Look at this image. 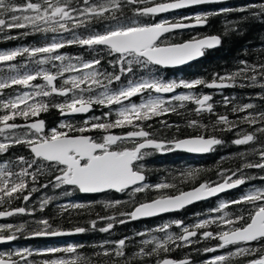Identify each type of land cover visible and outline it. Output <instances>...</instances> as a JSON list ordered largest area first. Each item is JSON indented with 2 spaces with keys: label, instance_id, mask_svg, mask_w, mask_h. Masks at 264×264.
Returning <instances> with one entry per match:
<instances>
[{
  "label": "snow or ice",
  "instance_id": "obj_1",
  "mask_svg": "<svg viewBox=\"0 0 264 264\" xmlns=\"http://www.w3.org/2000/svg\"><path fill=\"white\" fill-rule=\"evenodd\" d=\"M223 2L224 0H0V40L30 35L45 38L44 43L0 50V72L6 69L10 73L0 75V137L3 138L0 141V156L19 145L28 148L31 154L30 158L21 155L15 160L10 158L6 163L0 164V218L34 215L35 209L30 210L27 202L39 188L30 187L29 178L31 184L35 185L38 177L46 171L54 179L48 184L40 185L42 188L49 185L56 189L70 186L82 194L114 191L129 195L128 201L110 200L103 204L104 209L131 205V211L119 213L120 219L114 215H98L97 219L89 222L91 230H97L98 223L105 221V226L98 228L102 233L110 232L116 223L125 224L140 218L179 211L195 202L236 189L255 178L244 175L247 169L264 172V142H261L259 147L238 153L243 160L240 166L235 169L219 168L216 172L218 179L215 181L206 179L199 182L202 171L199 168L181 172L183 179L198 181L188 191L169 194L165 190L175 189V183L149 185L146 182V164L143 161L147 157L174 151L205 154L225 143L215 135L204 133L185 138H157L154 132L148 130L152 128L150 121L169 113L179 114L177 109L183 108L186 103L196 105L193 111L197 115L203 112L214 113L211 102L213 97L210 94H195L191 91L198 86L215 89L258 86L264 90V62L250 64L241 60V67L223 75L215 74L210 82L203 78L166 80L151 73L152 66L184 65L202 57L205 50L222 43L220 35H206L192 37L183 43L161 46L160 40L164 34L178 29L206 26L211 17L231 12L247 14L242 20L264 21V0L237 8L195 13L171 21L165 19L159 22H140L139 18ZM127 12H131V17ZM242 20L230 23L238 25ZM96 25L103 30H95ZM79 29L84 31L80 32ZM12 30L22 31L14 36L10 34ZM49 33L53 34L50 39ZM64 34L68 36L65 37ZM68 46L87 48L94 55L91 59H84L82 56L62 54L60 50ZM105 57H110L107 63L113 68L118 66L119 70L110 72L103 69L102 61ZM18 58H23L24 62H17ZM28 64L36 67L32 71H21L27 69ZM45 65H51V68H46ZM138 69L147 71L149 75L137 77ZM123 78H127L126 83ZM38 80L43 83H36ZM179 88L189 91L174 94L167 99L164 97V94L175 93ZM9 89L13 90V94L4 98ZM53 96L64 99L61 102L46 99ZM137 96L141 97L140 103L132 102V98ZM258 98L264 100V95H259ZM234 99L225 97L223 103L227 107ZM97 106L108 108L109 111L102 116H90L78 125L62 121L58 127L45 131V121L38 119L41 113L48 112L50 108H56L62 116H66L86 114ZM256 107L253 103H244L234 105L231 111L241 113ZM112 115L115 119L111 118ZM18 118L25 123H17ZM159 123L164 129L175 127L177 132L180 131V125H171L164 120ZM239 124L264 125V110L255 114L249 112L238 121H231L227 115L217 114L211 127L213 131L231 132ZM221 125L223 127H219ZM187 127L207 131L209 126L193 119L187 122ZM126 128L131 130L121 134L112 132L113 129ZM94 131L100 133L99 137L89 134ZM236 135L232 144L249 145L264 137V126L256 128L254 132H237ZM249 155L259 158L249 160ZM14 164L20 165L19 171L13 170ZM33 168L35 170L31 171ZM259 179L264 180V176ZM149 189L156 191L158 195L137 203L136 194ZM64 195H72V192L66 191ZM18 199L25 202L24 206L11 207L13 201ZM53 199L54 197H44L40 201L39 210L44 211ZM232 205H247L251 210L247 216H232L225 211ZM89 206L69 202L58 207L63 215L70 209ZM209 211L215 215L210 214L208 218L198 220L191 226L185 225L182 220H174L147 232L135 233L136 236L150 238L140 240L138 251L131 255L126 249L133 237L126 236L117 241L106 240L93 245L99 251L92 256L82 252L84 245L69 244L65 247H49L35 253L28 248L0 253V264H133L146 257H155V264H195L190 256L177 260L161 254L209 240L218 243L196 251H225L212 255L202 264H235L240 258H244L245 264H264V188H252L236 199L221 201L218 207ZM34 223L37 227L30 230V237L69 236L89 231V228L82 226L68 231L61 230L53 227L48 218L37 219ZM173 225L180 230L178 234L169 231ZM213 225L215 230H210ZM25 229L24 223L0 225V243L16 240L17 234L24 233ZM154 232L164 235L157 237ZM34 254L46 258L39 262L29 259ZM13 256L18 259H13Z\"/></svg>",
  "mask_w": 264,
  "mask_h": 264
},
{
  "label": "trees",
  "instance_id": "obj_2",
  "mask_svg": "<svg viewBox=\"0 0 264 264\" xmlns=\"http://www.w3.org/2000/svg\"><path fill=\"white\" fill-rule=\"evenodd\" d=\"M261 0H241L237 2H233L230 4H222V5H214V6H206L200 7L192 10H186L182 12H177L170 15H165L159 18L152 17H142L139 18L140 22H159L161 20H175L182 16H190L195 13H203L209 12L212 10L220 9V8H237L239 6H243L249 3H259ZM243 4V5H242ZM206 9V10H205ZM208 10V11H207ZM131 17V12L127 14ZM245 13L239 12H231L223 15L213 16L208 21L204 30L198 33H179L168 36L164 44L168 45L171 43H183L188 41L192 37L195 36H206V35H220L222 38L221 46L218 50L213 52H206L204 54L203 59L193 64L189 67L179 69V70H171L164 71L159 68L152 66L151 73L159 75L161 78L166 80H194L197 78H203L206 81H211L215 74H225L227 72H231L236 70L238 67H241L240 61H247L250 64H257L264 62V21L260 19H247L242 20ZM238 25L232 24L230 22L241 21ZM190 22V21H185ZM232 28H238V31L231 30ZM95 30L102 31L103 29L99 26H95ZM19 31L22 30H12L11 35H17ZM78 31L83 32V29H79ZM52 35L48 34V38L50 39ZM65 37L68 34H64ZM45 38L41 35H30L27 37H21L19 39L13 40H0V50L3 49H12L18 46H32L33 44L44 43ZM63 54L69 56H82L84 59H91L93 54L89 53L87 48H81L79 46H68L64 49H61ZM110 57H105L102 61L103 69L107 71H118V66L113 68L111 65L107 63ZM19 63H23V58H18ZM59 64V62H56ZM36 65L28 64L27 69H21V71L28 70L32 71ZM46 68H51V65H45ZM54 70V69H53ZM5 69L3 72H0V75H9ZM75 75L76 73H72ZM68 75V74H66ZM140 75L147 76L149 73L147 71H136V76ZM126 83L127 78H123ZM36 83H43L42 80L36 81ZM118 86V85H114ZM18 91H23L24 89H17ZM185 93L189 90L179 88L176 92ZM195 94H210L213 99L212 103L214 106V113L207 114L206 112L197 115L193 109L196 105L192 103H186L183 108H178L177 113H169L165 116H161L158 118H154L149 123L152 124V128L148 129L155 133L157 138H167L171 139L173 136H178L179 138H185L190 135H196L198 133H204L205 135H215L217 138L222 139L225 143L216 147L215 151L210 153L205 157H194L189 156L182 153L170 152V153H156L150 157H147L143 163L146 164V180L149 185H155L160 182H168L175 183L177 187L175 189H167L165 190L169 194H178L179 191H187L194 187L198 181L196 180H185L181 177V172L188 170L189 168H199L202 169L199 177V182H203V180L211 179L213 181L217 180L218 177L216 172L219 168L224 169H235L243 163V160L238 156V153L245 152L247 149L253 148L254 142H252L249 146H236L232 144V140L237 138V135L234 136L233 133L237 132H253L252 130H256V128L264 126L257 124L255 126H249L248 124H239L237 128L233 129L231 132L227 131H213L211 125L216 119L217 114L227 115L229 120L238 121L241 117L247 115L249 112L255 114L258 111L264 110V100L259 99V95H264V90L260 87H230L224 92L216 93L212 90L207 89L204 86H198L197 88L191 90ZM237 92V93H236ZM13 94V90H6V95L4 98H7V95ZM234 94V95H233ZM235 98L232 103H230L227 107L224 105V98ZM53 102H61L64 97L53 96L50 98ZM138 98L132 100V102L136 103ZM178 104L179 102H173ZM244 103H253L257 107L254 109H250L247 112L241 113H233L231 108L234 105H240ZM225 108V109H224ZM109 111L108 108L97 106L93 110L92 116H102V114L107 113ZM49 114V115H48ZM42 118H41V117ZM38 119L46 120L47 127L50 128L58 127L59 124L63 121L66 123H72L74 125H78L82 123L84 118H60L58 110L56 108H50L48 112H43L40 114ZM112 119H115V116L112 115ZM37 119V118H35ZM197 120L202 124L208 125L207 131L200 128H190L187 127V122L189 120ZM160 120H164L171 125H180V131L177 132L175 127L171 129H164L162 125L159 123ZM21 123V122H20ZM219 127H223L222 125ZM65 131L67 129H64ZM131 129H113L112 132L114 134H121L122 132H126ZM163 134L165 136H160L159 134ZM91 135H97L99 132H91ZM99 137V136H96ZM262 142H264V137H262ZM256 142V141H255ZM130 146V145H121ZM260 145H258L259 147ZM14 151L17 156H25L26 158H30L31 154L28 148L23 145L12 147L8 153H5L4 157H7L8 160L11 158L15 160ZM259 157L255 155H249L247 159L249 160H257ZM7 160V161H8ZM19 164L13 165L14 171H19ZM35 168L31 169L34 171ZM210 170V171H209ZM245 176L255 177L254 179L248 180L239 190L230 192L223 196L218 201H210L204 204H199L193 206L192 208L184 211L181 214L173 216L176 220H182L185 225L191 226L195 224L198 220L208 218L211 214L209 210L218 207L221 201H230L238 198L244 192L260 187L264 188V180L259 179V177L264 176V172L259 169H247L244 172ZM54 176L47 171L44 175L38 177V183L35 185L31 184V180L29 178L30 187H37L39 191L32 193V196L29 200V204L32 203L31 209H35L34 215H16L13 217L14 224L19 225L24 223L26 225V229L24 233H18V238L9 245V248L4 253H12L15 250L28 248L33 250L35 253L38 250H43L49 247H65L69 244H82L85 247L82 249V252L92 256L93 253L99 251L98 248L92 247L93 245L101 244L103 241H117L124 237H133L130 240L129 247L126 249L129 255L133 252L138 251L140 244L139 241L142 239H146L147 236H136L137 232H147L151 228H157L158 226L164 223H170L169 221H165V219H155L150 222H138V223H125L119 224L116 223L114 228L108 233H102L98 231L99 227L105 226V221H100L97 225V230H91L89 222L93 219H97V216L104 215H114L117 219H120L119 213L121 211H131V205L123 204L117 208L104 209L103 204L106 201L110 200H121L128 201L130 199L127 193H121V195H116L113 193H107L101 196H82L76 190L71 188H67L66 186L56 189L49 185L47 188H42L40 185L48 184L50 180H53ZM72 192V195L66 196L64 192ZM25 195L27 192L24 193ZM158 193L152 189L146 190L142 193H137L135 196V201L143 202L145 200H150L155 198ZM44 197H54V199L45 207L44 211L39 210L40 201ZM69 202H79L84 203L86 205H90L89 207H85L83 209H70L68 212L63 215L60 214L59 205L67 204ZM24 206V201L22 199L14 200L11 207ZM7 207V206H6ZM250 206L247 205H232L229 208L225 209L229 213V215L235 216L239 214H243L247 216L248 211H250ZM215 215V214H211ZM40 218H48L50 223H52L53 227L59 228L61 230H72L76 226H82L85 228H89V231L83 234H74L69 236H59V237H30L29 232L31 229L37 227L34 223L35 220ZM171 219V218H170ZM169 219V220H170ZM211 229H215V225L211 226ZM210 229V230H211ZM169 231L173 233H179L178 229L173 225ZM164 234H160L162 237ZM97 241V242H96ZM218 243L217 241H203L199 244L191 245L186 248H180L171 253L164 254L161 256L167 255L173 259H182L186 256H190V259L195 262V264H202L203 261L210 258L214 254L218 253H203L197 252L196 249H202L205 246H215ZM111 247V245L109 246ZM224 250L222 251V253ZM46 257L33 255L29 257V259H34L39 262L41 259ZM13 259H18L13 256ZM155 257L152 258H144V260L134 261L133 264H155ZM235 264H245L244 258H240L239 261L235 262Z\"/></svg>",
  "mask_w": 264,
  "mask_h": 264
},
{
  "label": "water",
  "instance_id": "obj_3",
  "mask_svg": "<svg viewBox=\"0 0 264 264\" xmlns=\"http://www.w3.org/2000/svg\"><path fill=\"white\" fill-rule=\"evenodd\" d=\"M233 1H239V0H224L223 3H219V4H209V5H198V6H192V7H188V8H184V9H179V10H174V11L167 12V13L158 14V15L155 16V17H161V16H164V15L173 14V13H176V12H179V11L190 10V9H193V8H198V7H203V6L227 4V3H231V2H233ZM192 23H195V22H192ZM203 28H205V26H196V27H191V28H187V29H178V30H175L174 32L164 34V35L161 37V40H162L164 37H166V36H168V35H171V34H176V33H181V32H187V31H193V30H202ZM220 45H221V44H220ZM220 45L217 46V47H215V48H212V49H207V50H205V51H208V52L216 51V50L219 49ZM202 58H203V56H202V57H198L197 59H194V60L188 62L187 64L179 65V66H175V67H159V66H155V67L160 68V69L165 70V71H166V70H167V71H170V70H176V69H180V68H184V67H188V66H190V65H193V64L199 62ZM229 88H230V87H229ZM208 89H209V90H213V91L218 92V91H225V90H227L228 88H222V89L208 88ZM172 94H173V93L164 94V97L171 96ZM133 98H135V97H133ZM90 113H91V111H90L89 113H86V114L66 115V116H62V117H63V118L86 117V116L89 115ZM176 152H178V153H183V154L190 155V156H198V157H199V156H206V155L209 154V153H205V154L187 153V152H184V151H176ZM67 187H70V186H67ZM239 188H240V186H239L238 188H236V189H231V190H228V191H226V192H224V193H220V194H218V195L215 196V197H211V198H208V199L203 200V201L195 202V203H193V204H191V205L186 206L184 209L190 208V207H192V206H194V205H198V204H200V203L208 202V201H210V200H212V199H216V198H218V197H220V196H222V195H225L226 193H228V192H230V191H234V190H237V189H239ZM77 191H78V190H77ZM187 191H188V190H187ZM112 193L120 194V193H116V192H114V191H113ZM80 194L83 195V196H98V195H102V194H104V193H102V194H82V193H80ZM184 209H181V210H179V211L169 212V213H163V214H160V215L155 216V217L140 218V219H137V220H135V221H130V222H140V221H146V220H150V219H155V218H159V217H163V216H167V215H171V214L179 213V212L183 211ZM6 218H8V217L0 218V221H1V220H4V219H6ZM10 242H12V241H9V242H6V243H0V245H4V244L10 243Z\"/></svg>",
  "mask_w": 264,
  "mask_h": 264
},
{
  "label": "flooded vegetation",
  "instance_id": "obj_4",
  "mask_svg": "<svg viewBox=\"0 0 264 264\" xmlns=\"http://www.w3.org/2000/svg\"><path fill=\"white\" fill-rule=\"evenodd\" d=\"M129 12H127V14H128ZM202 30H204V29H202ZM202 30H194V31H191V33H198V32H200V31H202ZM50 35H53V34H51L50 33ZM61 51V50H60ZM62 53V52H61ZM63 54V53H62ZM127 103V102H126ZM58 113H59V117L61 116V114H60V112L58 111ZM207 114H209L208 112H206ZM49 115V114H48ZM41 117V116H40ZM42 118V117H41ZM61 118V117H60ZM33 119H35V118H33ZM44 120V119H43ZM21 122V124H23V123H25V121L23 120V119H21V118H18L17 119V123H20ZM51 128H50V126L49 127H47V125H46V120H45V131H48V130H50ZM19 131V130H18ZM91 135V134H90ZM100 135V133L99 134H97V135H93V136H99ZM160 136H165L164 134H163V132H162V134H159ZM3 140V138L2 137H0V141H2ZM4 155L5 154H3L2 156H0V164H2V163H6L7 162V160H8V158L7 157H4ZM14 156L16 157V152L14 151ZM15 159V158H14ZM27 207H29V201L27 202ZM3 224H13V220L12 219H8V220H6V221H2V222H0V225H3ZM211 230H215V229H211ZM201 231H203V230H201ZM212 241H214V240H212ZM203 242V241H202ZM3 249V247H1L0 246V251ZM222 251L223 250H220V252H221V254H222ZM225 251V250H224ZM220 254V253H219Z\"/></svg>",
  "mask_w": 264,
  "mask_h": 264
},
{
  "label": "rangeland",
  "instance_id": "obj_5",
  "mask_svg": "<svg viewBox=\"0 0 264 264\" xmlns=\"http://www.w3.org/2000/svg\"><path fill=\"white\" fill-rule=\"evenodd\" d=\"M162 46H165V44H163ZM66 75V74H65ZM140 97H138V99H139ZM253 132L255 131V130H252ZM234 134V136H236V133H233ZM257 135L259 136V133H257ZM263 140H262V137H260L259 138V140H257L256 142H254V145H253V147H258V145H260V143L262 142ZM251 144V143H250ZM249 144V145H250ZM248 145V146H249ZM31 206H32V204H30L29 205V209L31 210ZM161 225H162V223H161ZM151 229H155V228H151ZM178 229V228H177ZM178 231H180L179 229H178ZM154 235H156L157 237H160V234H163V233H159V232H154L153 233ZM147 238H150V237H147Z\"/></svg>",
  "mask_w": 264,
  "mask_h": 264
},
{
  "label": "bare ground",
  "instance_id": "obj_6",
  "mask_svg": "<svg viewBox=\"0 0 264 264\" xmlns=\"http://www.w3.org/2000/svg\"><path fill=\"white\" fill-rule=\"evenodd\" d=\"M243 5V4H242ZM206 10V9H205ZM208 11V10H207ZM237 93V92H236ZM234 95V94H233ZM225 109V108H224ZM97 242V241H96ZM97 245H98V243H97Z\"/></svg>",
  "mask_w": 264,
  "mask_h": 264
}]
</instances>
